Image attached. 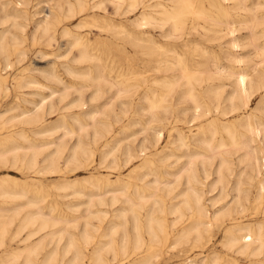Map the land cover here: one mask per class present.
Wrapping results in <instances>:
<instances>
[{"label":"bare ground","instance_id":"obj_1","mask_svg":"<svg viewBox=\"0 0 264 264\" xmlns=\"http://www.w3.org/2000/svg\"><path fill=\"white\" fill-rule=\"evenodd\" d=\"M32 1L0 0V96L15 93V103L0 110V168L19 170L24 177L20 181L8 173L0 176V203L25 200L10 215L9 208L0 206V247L4 250L0 264H84L83 248L94 241L99 228L92 230L90 219L102 223L107 215L103 206L111 211L87 256L89 264L110 260L154 264L152 259L164 247L191 243L206 248L213 221L221 227L225 255L208 248L207 254L176 264H264V0L251 4L249 0H213L203 9L196 8L194 0L153 5L128 0L125 8V0H113L119 15L143 8L129 23L100 15L103 24L98 28L106 32L102 41L114 42L120 50V71L114 75L116 61L90 52L88 32L83 31L89 19L98 20V13L87 12L100 9L101 0H49L54 2L42 11L36 6L38 0L31 5ZM83 14L86 17L69 26V21ZM190 14L204 22L187 23ZM31 23L32 43L51 47L57 42L49 54L66 59L62 72L51 61L42 71L45 82L29 72V65L9 73L24 57L22 44L29 38L25 30ZM190 35L198 39L190 40ZM59 39L66 44H59ZM205 43L215 45L218 52ZM74 48L76 53H72ZM30 85L49 93L36 92L39 102L22 97L28 107L21 105L18 93ZM86 92H90L89 103ZM69 95L72 99L61 105ZM105 97L102 105L96 103ZM73 108L78 110L61 113L56 124H44L47 114ZM14 109L18 112L8 115ZM143 114L148 115L146 120ZM126 118L127 123L118 126ZM165 123L170 128L159 149ZM135 124L140 129L127 136ZM60 130L57 141L40 142L34 137ZM138 135L141 138L136 142ZM130 136L133 140L126 142ZM46 144H54V149L39 164L40 147ZM96 153L101 167H107L105 162L111 157L116 179L90 173L55 185L87 197L80 239L69 234L60 244L63 229L57 227L75 221L53 215L54 204L46 207L47 216L39 205L45 196L37 194L42 187L36 182L64 169L87 170ZM134 160L139 165L123 174ZM204 188L218 189L213 203L230 199L208 213L201 202ZM25 208L30 210L22 214ZM16 220V230L10 233ZM25 229L28 232L21 236ZM8 236L23 245L7 246ZM48 236L57 239L45 249Z\"/></svg>","mask_w":264,"mask_h":264},{"label":"rangeland","instance_id":"obj_2","mask_svg":"<svg viewBox=\"0 0 264 264\" xmlns=\"http://www.w3.org/2000/svg\"><path fill=\"white\" fill-rule=\"evenodd\" d=\"M46 1H49V0H38L39 3L37 2L38 5H36V6L39 7L38 9L40 11H42L43 9L46 10L48 3L54 2V1H50V2H46ZM101 1H102V3H101L100 9H98L92 13L87 12L90 15H92L94 13H98L99 15L96 16L98 20L94 21L92 19H89L90 24L88 25V27H85L83 29V31L88 32V39L90 42L88 48H89L90 52L100 54L104 59H107V60L113 59L116 61L112 67L114 69V72L112 74L114 75L120 71V68H118V66L121 64L122 60L119 57H117L120 50H119V48H117L114 45V42L108 43L106 41H102L105 38L106 32H103V31H101L100 28H98L99 26H101L103 24L101 21L100 15L111 17L115 21H122L123 20L124 23H129L130 19L135 17V15H137L143 8L138 7L136 10H134L132 12L119 15L117 13V11L115 10V3L113 0H101ZM143 1H146L145 4H147V5H149V4L153 5L156 2L172 4V2H170L169 0H143ZM212 1L213 0H194L193 4L196 8L203 9V8H207L208 6H210ZM35 2L36 1L33 0L31 5H33ZM248 2H249V4H251L253 2V0H249ZM127 4H128V0H125L122 4V8H125L127 6ZM173 4L176 7L182 6L180 3H173ZM31 5L29 6L30 11L33 10V8H31ZM157 10H158V8H157ZM87 13H85V14L88 15ZM85 14L79 16V18L77 17L74 21L73 20L69 21L68 22V24H70L69 26L70 27L73 26L82 17H86ZM42 15H43V12L39 13L35 17L42 16ZM121 18H124V19H121ZM186 20H187V23H190V22L203 23L204 22V20L202 18L193 17L191 14L189 16H187ZM32 29H33V24L31 23L27 26V28L25 30V32H27V35L29 38L25 43L22 44L23 49H25L24 57H22V61L19 64H17L15 68L11 69L9 73L16 72L17 71L16 68L21 69L22 67L29 65V67L31 69L29 72L32 75H35L41 82H45V80L42 77V71L48 69L51 61L55 60L57 69L62 72L63 70L61 67V63L64 62L66 59H65L64 55H62L58 58H55L53 55L49 54V52L51 50H56V48L58 47L57 42H53L51 47H46L43 42H38L36 44H33L32 40H31V36H30ZM189 39L190 40H196L198 38L194 35H190ZM59 44H66L65 39H59ZM205 44L209 45L210 47H213L215 50L217 49V47L215 45H212L210 43H208V44L205 43ZM94 45H95V47H94ZM37 48H39V49H37ZM128 48H129V46H128ZM39 50L45 51L48 54H38L37 51H39ZM76 51L77 50L74 48L72 50V53H76ZM60 52L62 53L63 49ZM27 53H28V55H27ZM72 55L73 54L68 55V58H70ZM188 60H190V59H188ZM222 61H223L222 64H224V65L228 64L226 61H224V60H222ZM8 82L10 83L9 85L11 86V82H12L11 79H8ZM51 85H52V83H51ZM36 92H41L42 94H48L49 90L48 89H42L41 87L36 86V85H30L28 87L23 88L21 90V92L18 93V96L21 97V99H19V102L21 103V105H25L28 107L31 106L29 103L24 102L22 97H24L25 99H28V100L31 99V100H35V101L39 102L40 101L39 99L41 98V96H40V94H37ZM89 93L90 92H86V96H85L86 97L85 98L86 103H89V97H87V96H89ZM14 95H15V93L13 91H11V93L8 95L0 96V110L1 109L4 110L5 107L10 106L13 103H15V101L13 100ZM72 97H73V95H69L67 97V99H65L63 102H61V105H64L65 103H67L69 100L72 99ZM259 97H260V95H257L256 97L253 98L251 105H250L251 107L255 106ZM106 98L107 97H105L104 99H100L96 103L99 105H102L105 102ZM55 100H56V98H55ZM88 106H89V104H87V107ZM84 107L86 108V106H84ZM76 110H78V108H73V109H68V110L65 109V110L55 111L53 113L47 114L44 118V120H45L44 124L54 125L60 119L61 113L68 114L69 112L76 111ZM17 112H18V110L14 109V110L8 112V115L13 114V113H17ZM143 118L146 120L148 118V115L143 114ZM126 123H127V118L125 120L120 121V123H118V126L121 127L122 125H124ZM167 128H170V127L166 126V123H165L164 124V130H163L164 139L161 140V143H159L157 145V147L159 149H161L162 146L165 145L166 138H167L166 134H167V130H168ZM130 129L131 130H129V132L126 133L127 136L131 135V132H133V131H136V130L138 131L140 129V126L135 124V125L130 126ZM0 132H1V130H0ZM60 132L62 134V131L60 130V131H55V132L48 133V134H37V135H34V137H36L37 140H40V142L42 140H55V141H57V138L59 136L58 134ZM30 135L32 136V133H30ZM121 136L123 137V135H121ZM132 138H133V136L128 137L126 142L132 141L133 140ZM140 138H141V136L138 135L136 142ZM67 145H69V143ZM40 148L41 149L43 148V149L41 150V152L39 153V155L37 157V162L39 164H42V161L45 159V157H47L46 155L54 149V144H52V145L46 144L44 146H41ZM48 150H50V151H48ZM66 155L67 154L65 152L63 154V156H66ZM94 159H95V162H93L92 166L90 168H88L87 170L81 169L82 171L80 170V171L71 172V171H68V169H64V172L61 174H58V175L57 174H46L42 178L43 179L42 183L36 182V184L41 185V187H42L39 190L40 192L37 194L41 195V196H45V198L43 199V201L41 203H39V205L44 207V211L46 209L47 216H50V213L46 207L51 205V204H54L55 209L52 212L53 215H55V216H67L69 218H72L73 221H75V222H73L74 224H71V225L70 224H67V225L62 224L61 226L57 227V228L63 229L62 230L63 231L62 232L63 238H62L60 244H64L66 242V240L69 237V234H72L78 240L80 239V231L83 229V226H84L83 215L85 214L84 212L86 209V206H85V204H83V202L86 201L87 197L86 196H79L78 194L72 193V192H74V189H71V188L59 189V188H56L55 185H57L59 182L63 181L64 179H66V180L82 179L83 177L88 176V174H90V173H94L100 179H105V178H108L110 180L116 179V176H117L116 171L111 168L113 166V164L110 163L112 160L111 157H109L107 159V161L105 162L107 167H101L98 165V162H97L99 159L98 153L95 154ZM134 161L132 163H130L127 166V168L125 167L124 170H122L123 174H126L130 169H133L139 165V163H140L139 160H134ZM59 162H60V165L63 167V163H64L63 158L60 159ZM234 169L237 172L239 170V168L237 166H235ZM6 173L12 175L13 177L17 178L20 181L24 178L23 173L19 170H15V169H11V168H5V167L0 168V176H2L3 174H6ZM45 177H47V178H45ZM210 181H211V179L208 182H210ZM103 182H104V180L101 181L102 185H104ZM77 188H78V186H77ZM217 191H218V189H216L212 192H209L208 189H206V188H204V190H203L201 202L205 205L208 213L212 214L214 212V210H216L220 206L224 205L227 202V200L230 199V196H229L225 199H220V200H217L216 202L213 203L212 198L215 195H217ZM31 194H35V193H31ZM24 202H25L24 199H12V200H9L8 204L0 203V206L4 207V208H9L10 210H8L7 213L10 215V214L14 213V208L17 209V207L21 206ZM80 203H82V204H80ZM100 208L107 210L106 219L102 223H100L96 218L90 219V226H91V224L94 225V226H91V229L95 230L94 227L98 228V226H99V228H98V231L95 233L96 238L94 239V241H92L91 244L86 245L83 248L84 253L86 255V257L84 259V264H89L87 256L90 254L91 249L93 248L95 241L99 237V231L106 227L107 221L109 219L111 208L108 206H103ZM28 210H30V209L25 208L23 210L22 214ZM81 214H83V215H81ZM213 222L215 224L212 223L211 228H210L211 240L208 243L206 248L200 249L198 245L194 246L191 243L176 246L175 248H171V249L169 247H166V248L164 247L162 249V252L156 258L152 259V262L154 264H165V263L166 264H172V263L176 264L180 260L184 261L185 258H189V259L191 258L192 259V258H197V257L203 256L209 252L208 248H213L216 251H222L221 255H225L224 252H226V251H225V249L222 248V245L220 242V240L222 238V234H221L222 230L219 228H221V227H218V224H219L218 221H213ZM17 224H18V220L14 221V223L12 224V226L10 228V233H12L16 230ZM178 226L179 225L176 226L177 228L173 227L174 230L178 229ZM27 232H28V229L23 230L21 233V236L25 235ZM39 234H41V233H39ZM36 236H39V235H36ZM36 236H34L33 239H35ZM56 239H57L56 237L54 239H50V236H48L47 240L45 241V244H44L45 249H49L54 244ZM15 240H10L9 236L5 238V242H6L7 246H10L11 248L20 247L23 245V243L16 242ZM3 251H4L3 248L0 247V255L3 254ZM107 258H108V260H110L111 255L108 254ZM107 264H120V263L117 262V260H112V261L110 260V261H108Z\"/></svg>","mask_w":264,"mask_h":264}]
</instances>
